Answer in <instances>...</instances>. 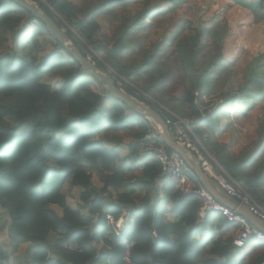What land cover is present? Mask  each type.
I'll list each match as a JSON object with an SVG mask.
<instances>
[{"label": "trees", "instance_id": "1", "mask_svg": "<svg viewBox=\"0 0 264 264\" xmlns=\"http://www.w3.org/2000/svg\"><path fill=\"white\" fill-rule=\"evenodd\" d=\"M229 1L258 15L256 22L264 21V0ZM33 2L120 89L133 96L144 93L151 100L142 94L137 99L165 121L174 119L173 115L188 120L218 163L216 171L236 181L264 210V115L258 125V142L240 154L231 153L217 137L222 133V119L243 126L259 101H264V56L238 71L236 60L226 58L223 51L232 36L228 23H217L215 17L203 22L208 9L198 7L194 19L158 40L156 36L168 26L165 16L177 9L179 0H169L171 7L164 13L150 8L152 0ZM104 18L109 20V36L102 32L100 20ZM45 44L53 50L42 54ZM174 88L180 91L178 95L172 94ZM107 97L113 107L104 113L101 107ZM127 110L84 73L43 22L11 0H0V217L2 211L8 214L11 242H40L59 233L61 260L57 264H89L98 259L123 264L130 244L134 264H261L264 255L236 259L241 250L233 245L236 236L229 235L234 224L213 213L201 218L199 198L183 195L170 183L163 182L161 207H150L148 198L140 200L142 215L136 209L134 190L117 193L131 182L140 188L148 183L127 176L124 167L115 169L118 155L98 140L103 133L133 138L131 148L139 152L143 138L154 134L152 142L173 153L156 125L131 110L129 117ZM88 166L113 172L100 190L93 187ZM161 170L156 161L146 174L153 182ZM69 180L85 190L81 199L89 214L68 204L63 190ZM193 180L200 184L195 175ZM56 208L62 209V216ZM126 210L135 220L118 237L107 217L118 219ZM170 214L176 217L173 223L168 220ZM101 239L111 251L96 247ZM63 242L77 244L81 252L62 248ZM8 262L0 248V264ZM31 262L55 264L42 248L35 249Z\"/></svg>", "mask_w": 264, "mask_h": 264}, {"label": "crops", "instance_id": "2", "mask_svg": "<svg viewBox=\"0 0 264 264\" xmlns=\"http://www.w3.org/2000/svg\"><path fill=\"white\" fill-rule=\"evenodd\" d=\"M33 1V0H31ZM46 39V42L49 40L48 36H44ZM45 52L42 54L50 53L53 48L51 45L45 44ZM48 48V49H47ZM104 106L102 105L101 109L104 113H108L112 107L113 103L112 101L107 97L103 101ZM127 114L129 117H132V112L130 110H127ZM263 121V115L261 116L260 120L257 119L256 122H253V119L250 118V120L246 121V124L244 126H237L235 124H232L231 121H228L226 119H222L221 122V129L222 133L219 134L218 140L221 143L227 144L229 146V151L234 154H240L246 147H243L251 142H258V125L260 122ZM136 125V124H134ZM154 125V124H153ZM249 132L254 134V136L251 137L250 142H241V135ZM98 140L108 149L114 150L118 158L115 162V169L124 167L127 170V176L134 175L136 177V181H144L147 182L148 185L146 188L139 186H135L134 182L129 183L124 188H121L118 190L117 193L119 194H125L127 192H130L134 190L133 198L137 201V212L139 215H142L144 213V207L141 205V199L148 198L150 207L157 208L161 207L163 204V187L160 181V178H156L153 182L151 181L152 178L148 174H146V171L148 169H151V166L156 163V159L152 156L143 155L138 150L132 149L133 145V138L125 136L123 134L114 135V134H107L103 133L100 137H98ZM255 145V144H254ZM88 173L92 175V183L93 187L96 190H100L103 185L106 176L111 175L110 172H102L101 170H97L94 167L88 166ZM216 171V170H215ZM216 174H219L216 171ZM145 186V185H144ZM85 190L81 187H75L72 185V182L69 180L67 184L64 187L63 194L66 196L68 204L73 207L74 209L81 210L84 214L88 213V206L86 203H84L81 199L82 193ZM113 193V199H116V193L112 191ZM110 200V201H112ZM140 201V202H139ZM162 204V205H161ZM56 212L62 216L63 211L60 208H56ZM125 223L127 225L133 224L135 220V216H133L132 212L129 210H126L123 215ZM220 217V216H217ZM176 217L173 214H170L168 216V220L173 223L175 221ZM234 227L231 229L229 235L231 237H235L239 234V228L234 225ZM9 228H10V221L8 214L6 211L1 212L0 217V248L6 253V255L9 257L8 264H33L31 262L32 255L37 248H42L48 252V260L52 263L57 264L59 260H61L60 253L57 249V241L60 237L59 233H51L48 236H46L42 241L40 242H34V243H25V244H17L14 242H11L9 237ZM96 247L99 250H103L99 244L96 245ZM247 256L249 260L255 259L258 257H262L264 255V243L251 241L248 243L247 247L241 251H238L237 254H235L236 259H242L243 257ZM63 264H71L69 262H63ZM89 264H106L104 262H101L99 259L94 260L90 262ZM108 264V263H107Z\"/></svg>", "mask_w": 264, "mask_h": 264}, {"label": "built area", "instance_id": "3", "mask_svg": "<svg viewBox=\"0 0 264 264\" xmlns=\"http://www.w3.org/2000/svg\"><path fill=\"white\" fill-rule=\"evenodd\" d=\"M97 57L99 60H101L98 55ZM88 59L92 63L96 64L93 61L92 57H88ZM140 94L145 96L148 100H151L141 91H138V93H136L134 97L137 98ZM173 116L174 119L167 120L166 124L168 125L174 140L179 145L184 146L186 149H188L189 152L197 155V157L201 161L203 170L213 179L217 186L228 197L244 205L254 216L264 221V210L236 181L230 182L220 173L216 174L215 165L218 167L219 165L201 145L199 139L192 131L191 123L188 120L182 119L176 115ZM157 130L160 134L158 128ZM156 137L157 135L155 136L154 134H152L147 135L143 138L141 143V153L143 155L152 156L161 164L162 170L160 174V181H162V185L163 182L170 183L183 195H192L198 197L201 202V218H204L208 213H213L214 215L220 216L228 222L237 226L239 228V234L233 240V245L236 248L243 250L251 241L264 243L263 232L255 228L245 217L240 215L237 211L231 210L230 208L224 206L222 203L216 200L201 184L198 185L193 180L194 173L177 153H171L165 147L152 142ZM198 146L203 149V152L199 150ZM107 221L118 237H120L128 227L123 217L115 219L113 216L109 215L107 217ZM98 244L103 250L111 251L110 246L106 244L104 239H101ZM132 247L133 244L127 246L123 264H134L130 256V250ZM62 248L69 251L81 252V249L77 244L68 242H63ZM261 264H264V261Z\"/></svg>", "mask_w": 264, "mask_h": 264}, {"label": "rangeland", "instance_id": "4", "mask_svg": "<svg viewBox=\"0 0 264 264\" xmlns=\"http://www.w3.org/2000/svg\"><path fill=\"white\" fill-rule=\"evenodd\" d=\"M74 3H79L80 0H72ZM169 0H152L150 4L151 9H156L162 13L165 9L171 7ZM233 5L229 0H179L177 9L172 14L165 16L167 28L160 31L158 40L164 36L172 34L175 30L182 27L183 23L187 20L194 19L197 15L198 7L208 9L205 13V20L209 22L212 18L217 19V23H228L231 26L232 36L231 39L224 45V54L230 60H236V67L238 71H243L245 67L252 61V59L263 55L264 56V21L256 22L258 15L248 12L244 8ZM103 25L102 32L104 35L109 36V20L101 19ZM197 23L199 21H196ZM102 59V56L100 55ZM224 85L220 86V89ZM237 88V87H236ZM172 94L178 95L179 90L174 88ZM264 115V101H259L256 108L251 112L250 118L255 123L257 119L260 120ZM222 122V120H221ZM246 122L244 123V125ZM243 125V126H244ZM157 127V126H156ZM254 136L249 132L242 134L241 142H250L251 137ZM256 142H251L243 147H253Z\"/></svg>", "mask_w": 264, "mask_h": 264}, {"label": "water", "instance_id": "5", "mask_svg": "<svg viewBox=\"0 0 264 264\" xmlns=\"http://www.w3.org/2000/svg\"><path fill=\"white\" fill-rule=\"evenodd\" d=\"M16 5L23 7L35 19L43 22L49 29L51 34L59 42L61 47L69 53L80 65L84 73L92 77L98 83H100L108 94L121 101L128 109L136 114H139L154 125L157 126L162 136V140L166 147L172 152L177 153L187 164V166L194 173L200 184L220 203L237 211L240 215L245 217L255 228L264 233V221L254 216L247 207L240 204L236 200L228 197L213 181V179L203 170L201 161L194 153L189 152L184 146L179 145L173 138L171 131L166 124V121L159 112L148 106L146 103L141 102L136 97L126 93L120 89L112 76L102 71L96 64L92 63L88 58L84 57L81 50L71 38L67 31L60 27L56 21L42 8H40L35 2L31 0H11Z\"/></svg>", "mask_w": 264, "mask_h": 264}, {"label": "clouds", "instance_id": "6", "mask_svg": "<svg viewBox=\"0 0 264 264\" xmlns=\"http://www.w3.org/2000/svg\"><path fill=\"white\" fill-rule=\"evenodd\" d=\"M161 136V135H160ZM161 138H162V136H161ZM128 228V227H127ZM123 234V233H122Z\"/></svg>", "mask_w": 264, "mask_h": 264}]
</instances>
